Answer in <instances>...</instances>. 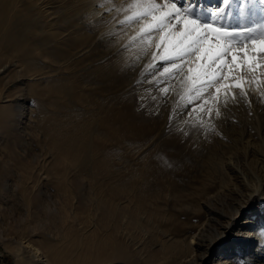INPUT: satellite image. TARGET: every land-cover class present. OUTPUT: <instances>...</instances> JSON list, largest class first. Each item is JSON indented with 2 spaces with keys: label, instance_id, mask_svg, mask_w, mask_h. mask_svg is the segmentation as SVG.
Masks as SVG:
<instances>
[{
  "label": "bare ground",
  "instance_id": "6f19581e",
  "mask_svg": "<svg viewBox=\"0 0 264 264\" xmlns=\"http://www.w3.org/2000/svg\"><path fill=\"white\" fill-rule=\"evenodd\" d=\"M177 2L0 0V175L39 208L41 186L54 201L23 226L24 264H204L214 244L225 246L216 264L264 263V67L233 74L244 94L216 98L163 73L172 62L135 15L175 3L183 18L259 38L264 3L190 0L192 15ZM254 203L256 223L239 224Z\"/></svg>",
  "mask_w": 264,
  "mask_h": 264
},
{
  "label": "snow or ice",
  "instance_id": "6c2138e0",
  "mask_svg": "<svg viewBox=\"0 0 264 264\" xmlns=\"http://www.w3.org/2000/svg\"><path fill=\"white\" fill-rule=\"evenodd\" d=\"M222 2L228 4V0ZM260 2L264 3V0ZM137 7H141L139 3ZM142 7L143 11H137L135 15L150 17V20H144L141 29L143 33L150 34L145 43L151 46L153 41H158L154 45L156 49H162L158 58L172 62L170 67L163 68V73L175 70L185 76L190 87L215 86L216 98H219L223 90L226 100L233 87L241 89L244 94L245 81L238 75L234 77V73H239L245 67L255 73L258 68L264 67V63L258 62V54L264 57V33L259 38H254L253 34L257 31L255 29H246L248 35L245 36L243 31H229L226 27L214 26V23L183 18L175 3H165L163 7L166 11L155 3ZM185 11L190 13L191 9ZM211 15L216 17L219 14L214 12ZM176 25H182L181 29L174 31ZM152 33L158 35H151ZM153 59H157V56L153 55ZM230 79H234L235 83H229ZM220 80L223 82L219 83ZM164 91L167 92V89ZM204 104L207 105L208 101L205 100ZM200 111L204 112L205 108L201 106ZM206 111L210 117L212 107H208Z\"/></svg>",
  "mask_w": 264,
  "mask_h": 264
},
{
  "label": "rangeland",
  "instance_id": "374dc122",
  "mask_svg": "<svg viewBox=\"0 0 264 264\" xmlns=\"http://www.w3.org/2000/svg\"><path fill=\"white\" fill-rule=\"evenodd\" d=\"M116 1V0H114ZM190 0H178L177 4L179 8H185V9H191L192 15H196L195 9L199 7V5L194 3V6L192 7V3H189ZM208 6L210 8L206 9V14L210 15L213 13L212 6H215L213 3H208ZM202 12V9L200 10ZM200 12V14H201ZM210 12V14H209ZM211 16V15H210ZM262 28V26H258L257 28ZM260 28V29H261ZM256 29V28H254ZM232 31H238L235 27H233ZM170 81H172L171 78H169ZM212 92L211 90H206V92H199L201 95H208ZM191 98L190 92H184V94H181L182 98ZM32 119V118H31ZM34 119L30 122L31 126H34L33 123ZM28 132V130H27ZM25 134V133H24ZM33 135L32 138L28 136L27 138V146L29 145L30 149L32 148L33 153H40L41 151V144L38 142V139L40 138V134L37 132L31 133ZM35 135V136H34ZM30 137V138H29ZM38 139H37V138ZM16 142V140H14ZM13 142V143H14ZM12 143V144H13ZM25 146V145H24ZM26 147V146H25ZM17 151H20V148H16ZM39 151V152H38ZM12 172L14 173V176L19 172L18 167L14 163H10V167ZM16 169V172H15ZM32 183V182H31ZM31 185V184H30ZM47 188L41 186V190L46 192L47 196ZM24 188L17 185L16 181L12 178V181H10V177H2L0 175V264H24L21 259L24 257L19 255V252L16 250V244H18V241L21 237V232L23 229V226H30L34 227L36 219L33 220L32 216L35 214L38 215H44L45 212H39V210H43V208H53L54 207V201L50 202L48 198H46L45 194L41 195L38 199L39 200V206L33 205L25 200L24 197ZM31 191V189H30ZM29 190L27 191L28 195H32V193ZM54 196V195H53ZM45 200L47 204H45L43 201L40 202V200ZM47 199V200H46ZM36 206V207H35ZM44 206V207H43ZM202 209L204 210L206 206L201 204ZM257 206V203H254L251 205L250 208L241 210L240 214L237 216V220L239 224H243L245 226H248V224H244V221L246 217L250 216L251 223L255 224V217L257 214L252 216L255 210L254 208ZM39 209V210H38ZM32 214V215H31ZM31 215V216H30ZM33 220V222H32ZM251 225V224H249ZM237 232V230H235ZM15 245V246H14ZM258 245L254 247L257 248ZM225 247V246H223ZM223 247H217L215 244L212 245L211 250L209 253L205 256L204 264H216L219 261L218 256L216 254L220 252V249ZM235 249V248H234ZM19 255L17 257V255ZM231 255L235 256L234 253H231ZM226 256H222L224 258ZM258 262V261H257ZM262 263V262H261ZM258 264V263H256ZM264 264V263H263Z\"/></svg>",
  "mask_w": 264,
  "mask_h": 264
}]
</instances>
